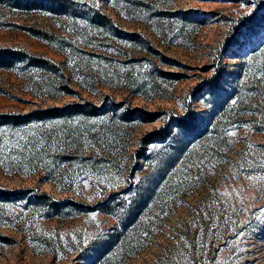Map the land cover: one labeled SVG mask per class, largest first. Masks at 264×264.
Returning <instances> with one entry per match:
<instances>
[{"label": "rangeland", "instance_id": "rangeland-1", "mask_svg": "<svg viewBox=\"0 0 264 264\" xmlns=\"http://www.w3.org/2000/svg\"><path fill=\"white\" fill-rule=\"evenodd\" d=\"M43 4L0 3V46L51 61L0 66V264H264V0ZM83 99L119 108L16 116ZM131 177L143 203L121 227L95 205Z\"/></svg>", "mask_w": 264, "mask_h": 264}, {"label": "trees", "instance_id": "trees-1", "mask_svg": "<svg viewBox=\"0 0 264 264\" xmlns=\"http://www.w3.org/2000/svg\"><path fill=\"white\" fill-rule=\"evenodd\" d=\"M43 2H46L48 5L49 10L54 11L58 14H67V6L69 3V0H0L1 4H7L10 5L11 7H15L18 9L21 8H27V7H38V6H45L43 4ZM97 14L99 15L100 18L102 19H106L108 22H110V20L103 14H101L100 12H97ZM96 27L101 28L103 30H107L106 29V25L105 24H98ZM116 31V33H119L121 31H118L117 29H115L114 27L110 28V31H108L110 34H112L114 37H116L115 33L111 30ZM123 34L127 35L128 37L131 36V38H133L136 34L135 33H126V32H122ZM64 38H60V40H63ZM110 40V39H109ZM97 56H102V54H98ZM106 58V57H104ZM40 60V61H38ZM16 62H22L25 63L24 65H28V66H38L40 63H50L51 61L46 60V59H42L39 58V56H37L36 54L33 53H28L25 52L23 50H18L12 47H3L0 46V66L1 67H11L14 63ZM43 66V65H42ZM45 66V64H44ZM50 68H57L58 66H56L55 64L51 63ZM58 69H60L58 67ZM42 70L47 71V69L43 68ZM219 71H216V73L210 75L208 78L205 79V82L203 84V86L205 88H207L208 86H212L213 82H215L217 80V78H219ZM170 73V72H169ZM173 75H175V77L178 75L175 73H171ZM58 77L54 76L53 78H50V81H53L55 79H57ZM110 83V82H109ZM65 84V83H64ZM201 84L197 87L198 89H201ZM67 90V88L65 89ZM105 99H108L107 95H104ZM105 106H111L114 109H118L119 105H117V103L113 102L112 100L110 101H105L102 100L100 105L97 106L95 103H93L90 100H85L83 99L82 101H78V102H71V103H65L62 107H58V106H53V107H47L45 109H41V108H37V109H32L31 111H28L26 113L23 114H17L16 116L21 119L22 121H25L26 119H28L31 116H34L35 118H45V117H57L61 114V112L63 111H67V107H72L74 111L78 112V113H84V114H100L103 111L109 110V109H105ZM112 108V109H113ZM137 110H141L140 108H132L131 110L127 109L125 111H123L122 114V118H124L125 120H132V119H136V117H142V116H137L135 115L134 111ZM187 110V115L189 114V116L187 115H180V124L179 126L182 128H188V124L191 123L192 120L194 119V116L196 114V111L194 110V108L192 106H188L186 108ZM149 115L146 114V116L144 115L142 117L145 118L144 120H153L154 118V114L153 113H148ZM2 116V115H1ZM10 116V115H9ZM6 116L4 117V119H9ZM186 116V118H185ZM178 119V118H177ZM176 119V121H177ZM5 122V121H3ZM178 124V123H177ZM167 127H169L168 129H170V125H165V126H160L158 128H154L151 131L145 132L141 137H140V150H138L136 152L137 157H142L143 159L146 157L144 155V146L146 144H149L151 142H153L154 140H156V138H161L162 135L161 132L163 130H166ZM167 131V130H166ZM159 136V137H157ZM134 180V181H133ZM145 181L144 178L143 179H134V177H131V179L129 180V184L132 186V189L129 192L126 191H118L114 194H111L109 196H106L105 198L101 199L100 202H98L95 207H96V211H99L100 213H104L107 214L111 217H115L116 220L118 221V225H121V227H123L125 225L126 222L130 221L131 218L134 217V213L132 212L133 209L135 208H139L141 209V205L143 203L142 201V197L144 194V190L142 187V182ZM3 192H5L1 185H0V197L3 196ZM149 211V210H147ZM120 232V231H119ZM124 233H116L115 236H119V235H123ZM106 238H103V237ZM114 236L113 234H104L103 231H99L98 234L96 235V237L94 238L93 241L90 242V248H97L98 246H105V243ZM132 235L129 236L128 234L124 235V237H122V242L123 244H128L129 241L132 240ZM99 241V242H98ZM103 244V245H102Z\"/></svg>", "mask_w": 264, "mask_h": 264}, {"label": "snow or ice", "instance_id": "snow-or-ice-1", "mask_svg": "<svg viewBox=\"0 0 264 264\" xmlns=\"http://www.w3.org/2000/svg\"><path fill=\"white\" fill-rule=\"evenodd\" d=\"M233 103H235V101H233ZM249 178H252L251 175L249 176ZM260 178L264 179V175H262Z\"/></svg>", "mask_w": 264, "mask_h": 264}]
</instances>
